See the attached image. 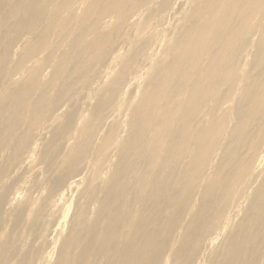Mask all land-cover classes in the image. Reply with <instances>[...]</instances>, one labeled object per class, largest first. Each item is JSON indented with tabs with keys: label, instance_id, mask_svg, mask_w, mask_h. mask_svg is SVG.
I'll return each instance as SVG.
<instances>
[{
	"label": "bare ground",
	"instance_id": "6f19581e",
	"mask_svg": "<svg viewBox=\"0 0 264 264\" xmlns=\"http://www.w3.org/2000/svg\"><path fill=\"white\" fill-rule=\"evenodd\" d=\"M0 264H264V0H0Z\"/></svg>",
	"mask_w": 264,
	"mask_h": 264
},
{
	"label": "rangeland",
	"instance_id": "374dc122",
	"mask_svg": "<svg viewBox=\"0 0 264 264\" xmlns=\"http://www.w3.org/2000/svg\"><path fill=\"white\" fill-rule=\"evenodd\" d=\"M129 89H130V88H128V90H129ZM131 89H132V88H131ZM131 89H130V90H131ZM50 138H51V137H49L48 140H50ZM48 140H45L44 142H47V143H48ZM41 144H42V143H41ZM81 172H85V170H82ZM78 177H79V176H78ZM78 177H76V179H79V178H80V177H79V178H78ZM74 201H75V199L73 200V204H74Z\"/></svg>",
	"mask_w": 264,
	"mask_h": 264
}]
</instances>
